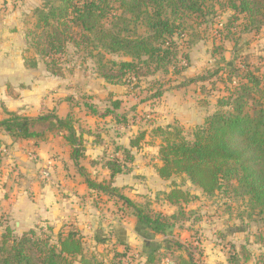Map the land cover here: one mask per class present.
Returning a JSON list of instances; mask_svg holds the SVG:
<instances>
[{
    "label": "trees",
    "instance_id": "obj_1",
    "mask_svg": "<svg viewBox=\"0 0 264 264\" xmlns=\"http://www.w3.org/2000/svg\"><path fill=\"white\" fill-rule=\"evenodd\" d=\"M217 7L228 9L234 20L242 17L249 30L258 32L264 25V0H43L33 9L31 26L25 32L29 43L22 50L23 63L27 68H35L41 61L50 75L62 76L63 58L73 49L76 54L92 59L97 74L111 84H127L133 78L156 72L178 74L185 66L180 68L177 64V39L189 33L191 23H204ZM111 56L126 59L115 60ZM183 56L188 61L187 54ZM235 61H227L210 76L196 78L198 82L211 79L213 86L220 82L223 93L217 97L215 109L191 127V138L173 121L137 131L129 138L128 147L115 141L112 154L102 162L108 178H92L80 164L85 157V138L83 132H77L71 109L63 117L52 112L28 117L3 108L6 117L0 120V130L13 140L35 143L61 134L87 187L121 200L148 231L146 237L164 236V249L173 245L166 236L178 216L184 215L182 206L197 198L182 189L175 176L207 196L230 190L245 197L264 226V71L247 58ZM162 93L158 90L146 99L158 98ZM120 105L121 100L113 98L111 105L97 115L123 124L124 115L117 112ZM36 123L49 126L36 130ZM147 133L159 139L161 163L155 170L162 180L169 181L162 199L176 206V213L154 211L149 202H135L124 195L122 188L113 185L116 175L132 170L134 156L130 149H140L147 142ZM101 137L96 135V143H103ZM89 162L92 166L97 163ZM45 228L49 232L36 225L16 235L5 226L0 234V264H103L98 259L99 252L86 247L76 226L65 224L55 233L51 232L54 229L51 226ZM120 244L124 252L119 256L123 257L128 247ZM174 244L186 252L185 256L175 257L174 264H196L181 242ZM159 249L158 245H145L144 263L156 264ZM236 258V255L228 258L227 263L233 264Z\"/></svg>",
    "mask_w": 264,
    "mask_h": 264
},
{
    "label": "rangeland",
    "instance_id": "obj_2",
    "mask_svg": "<svg viewBox=\"0 0 264 264\" xmlns=\"http://www.w3.org/2000/svg\"><path fill=\"white\" fill-rule=\"evenodd\" d=\"M42 1L0 0V27L3 29L2 26H5L4 35L9 33L14 36L10 42L20 46L21 51L28 48L25 32L31 26L32 11ZM223 8L217 7L215 14L209 15L204 23H191L188 31L185 30V33H189L177 39V64L180 68L185 66L178 74L156 72L147 77L133 78L127 84H111L97 74L92 59L76 54L73 49H69L63 58L62 76L50 75L41 61L35 68L24 66L27 70L24 73V87L36 83L45 86L39 100L32 101L34 107H29L25 114L36 117L52 112L59 116L71 109L77 132H83L84 138L93 142H96V135L102 136V142L110 145V151H113V142L117 139L125 140L141 129L149 130L152 126H164L173 121H177L184 128L185 135L191 138V127L201 123L215 109L217 97L223 93L220 82H216L214 87L211 79L198 82L196 78L210 76L215 69L225 66L227 61L238 62L245 58L264 71V25L258 32L249 30L242 17L234 20L230 11ZM2 39L0 37V42ZM185 53L188 61L183 56ZM111 58L126 59L119 56ZM158 90L163 92L160 97L146 99ZM113 98L121 100L117 112L124 115L126 121L123 124L97 115L111 105ZM47 126L48 123H36L34 129L45 130ZM145 138L147 142L143 143L142 150L147 153L148 161L153 162L159 139L150 133ZM88 150L93 149L88 146ZM93 167L100 173L98 178L102 177L104 169L100 168V164ZM174 179L182 189L196 194L197 198L182 206L184 215L178 216L171 233L166 236L173 244L170 249H164L162 235L146 237L148 231L137 220L133 225L135 219L131 210L121 200L102 193L93 197L98 213L89 225L88 233L83 234L86 247L98 251V259L103 264H145L143 251L144 246L149 244L160 248L156 252V264H174L175 257L180 254L185 256L186 253L184 249L176 247L174 243L177 241L192 253L196 264H229L228 258L235 255V261L231 259L233 264H262L264 226L245 197L236 196L230 190L207 196L180 176ZM145 196H138L134 201L141 204L149 202L150 208L165 214L178 211L176 206L163 201L160 190ZM39 225L43 226L44 232H49L45 228L47 225L54 228L52 233L58 229V226L50 224ZM119 225L129 229V235L123 236L131 239L130 245L124 244L128 249L123 257L119 256L124 252V246L119 243ZM5 226H9L16 235L22 232L13 219L0 216V234Z\"/></svg>",
    "mask_w": 264,
    "mask_h": 264
},
{
    "label": "crops",
    "instance_id": "obj_3",
    "mask_svg": "<svg viewBox=\"0 0 264 264\" xmlns=\"http://www.w3.org/2000/svg\"><path fill=\"white\" fill-rule=\"evenodd\" d=\"M2 28L0 27V37L3 38L0 42V120L6 117L3 108L23 116L35 117L25 113L29 107H34L32 101L39 100L45 86L43 83H36L24 87V73L27 70L20 56L21 48L10 42L14 36L9 33L4 35L5 26ZM66 113L67 111L59 114V117ZM131 136H127L125 140L117 139L116 143L128 147ZM87 142L93 149L90 152L87 151ZM143 145L138 150L130 149L134 156L132 170L114 178L113 185L122 188L124 195L131 200L145 195L146 198L155 191L163 192L168 189L169 183L162 180L155 170V166L161 163L158 145L153 162L146 158ZM84 146L85 157L80 160V164L92 178H108V170L102 167V162L112 154L110 145L90 139L87 141L85 138ZM70 154L71 148L61 134L35 143L33 140H13L0 130V216L13 219L21 231L39 224L58 226V229L60 224H66L76 226L82 235L88 233L89 225L94 222L98 213L95 211L93 197L101 193L87 187ZM90 160L97 162L95 167L100 164V168L104 169L102 177L98 178L100 173L90 165ZM43 171L47 172L48 177H43ZM133 218L135 225L136 218ZM118 229L121 231L119 243L128 244L131 239L124 238L123 234L129 235V229L121 225Z\"/></svg>",
    "mask_w": 264,
    "mask_h": 264
},
{
    "label": "built area",
    "instance_id": "obj_4",
    "mask_svg": "<svg viewBox=\"0 0 264 264\" xmlns=\"http://www.w3.org/2000/svg\"><path fill=\"white\" fill-rule=\"evenodd\" d=\"M42 175H43V177H47L48 176L47 172H45V171L42 172Z\"/></svg>",
    "mask_w": 264,
    "mask_h": 264
}]
</instances>
